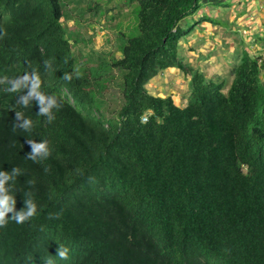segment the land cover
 I'll use <instances>...</instances> for the list:
<instances>
[{
	"label": "trees",
	"instance_id": "obj_1",
	"mask_svg": "<svg viewBox=\"0 0 264 264\" xmlns=\"http://www.w3.org/2000/svg\"><path fill=\"white\" fill-rule=\"evenodd\" d=\"M67 2L0 0V78L35 70L62 105L49 123L0 85V170L21 172L7 185L16 210L25 191L37 205L29 221L0 228V264H264V58L238 51L227 86L179 53L192 29L180 22L228 3L129 0L135 25L121 55L85 67L63 24ZM166 68L189 77L183 106L147 89ZM14 111L30 131L13 130ZM27 139H46L51 155L27 159Z\"/></svg>",
	"mask_w": 264,
	"mask_h": 264
},
{
	"label": "rangeland",
	"instance_id": "obj_2",
	"mask_svg": "<svg viewBox=\"0 0 264 264\" xmlns=\"http://www.w3.org/2000/svg\"><path fill=\"white\" fill-rule=\"evenodd\" d=\"M67 1L68 4L66 5L63 24L67 29V36L71 42V48L75 56L76 63L86 67V62L98 63L110 61L112 58L119 57L121 55L119 51L121 38L125 34H128L135 25L136 3L129 2V0ZM227 1L230 2V0ZM263 6L264 3H262V9ZM207 8L213 9V7ZM202 9L203 7H201L200 10L193 15L202 14ZM215 9L217 11H224L230 10L231 7L228 9L227 6H218V8L216 7ZM204 14L206 15L208 13L204 12ZM192 22L191 18H185L180 22V25L182 28L187 29L191 26ZM221 22L223 23V21ZM198 23L199 22H197L196 25ZM224 23L228 25L227 22ZM195 29H197V27H195ZM183 39H185L184 36L180 40ZM181 50L184 53L185 48H181L180 51ZM217 51L220 52L221 55L216 61H202L201 59V61L195 62L194 59L189 60L188 57H184L183 60L188 62L193 67H196L199 63L198 65L201 68L200 70L206 75V77H222L225 79L226 85L228 86L231 80L229 69L235 60L232 62L228 60L229 53L226 49H220ZM163 78L165 79H160V81L157 82L151 89L153 91L161 90V86L163 87V93H169L172 95L176 104H185L189 93L187 82L188 78H184L182 74L177 76V73L175 74V72L166 73L163 75ZM118 79L119 72L114 71V75L110 80L111 85L116 83ZM224 90H226V88ZM107 92L108 90L104 92L106 93L104 96L108 99V101H110V106L113 108L118 102V99L116 100V92ZM157 94L159 96L161 95V93Z\"/></svg>",
	"mask_w": 264,
	"mask_h": 264
},
{
	"label": "crops",
	"instance_id": "obj_3",
	"mask_svg": "<svg viewBox=\"0 0 264 264\" xmlns=\"http://www.w3.org/2000/svg\"><path fill=\"white\" fill-rule=\"evenodd\" d=\"M224 1L227 3L229 2L227 0ZM263 1L264 0H230L227 7L228 9L231 7V9L224 11H217L215 9L216 7L210 5H205V7L202 6V14L187 17L192 19L193 22L191 25L193 26L189 34L185 36V39L179 42V44L181 43L179 48H185L187 52L184 51L183 53V51L179 49L180 55L183 58L188 57L189 60L194 59L195 62L201 61V59L202 61H216L221 55L217 50L226 49L229 53L228 60L232 62L237 52L244 49L250 54L261 55L264 58ZM207 7H213V9H208ZM204 12L208 14L205 15ZM221 21H223V23ZM197 22L199 23L196 25ZM224 22H227L228 25ZM195 27H197V29H195ZM198 64L196 67L201 69ZM171 72L177 73V76L182 74L184 78L186 77L189 79L188 76H185L183 72L176 68H166L154 76L146 85L149 92L151 90L150 93L153 95L161 93L160 96L169 95L173 98L169 93H163V87L161 86L160 88L162 91H153L151 89L160 79H165L163 78L164 74Z\"/></svg>",
	"mask_w": 264,
	"mask_h": 264
},
{
	"label": "clouds",
	"instance_id": "obj_4",
	"mask_svg": "<svg viewBox=\"0 0 264 264\" xmlns=\"http://www.w3.org/2000/svg\"><path fill=\"white\" fill-rule=\"evenodd\" d=\"M3 30H0V36L5 35ZM45 69L51 68V63L48 60L44 62ZM72 78L71 74L64 73L62 79L70 81ZM7 84L8 87L5 89L8 92L21 93L17 96L16 102L19 105L27 107L29 103L36 102L38 106L37 114L40 116L47 117L49 123L52 122L54 116L52 115L53 109H59L62 105L58 102L57 98L53 95H48L40 91L41 80L39 74L32 70L31 72H25L13 79L8 77L0 78V85ZM14 124L13 130L19 128L25 132H28L32 128V121L26 118L21 112L14 111ZM26 143L30 146V152L26 154V158L33 162H40L41 160L47 159L51 153L48 147V141L41 139L39 142L36 140L27 139ZM45 171H48L45 169ZM21 172L19 168L13 167L11 172L0 170V228L6 227L9 219L17 224H23L29 221L37 214V205L32 198L30 191L24 192L23 208L16 210V200L13 195L10 194V190L7 187L10 181L16 179ZM89 181L93 178L89 177ZM29 188L34 187L33 181H28ZM9 214H11L9 218ZM60 212L49 213V219H58ZM56 256L60 259H68V249L64 246H58L56 248ZM46 264H53V261L47 260Z\"/></svg>",
	"mask_w": 264,
	"mask_h": 264
},
{
	"label": "built area",
	"instance_id": "obj_5",
	"mask_svg": "<svg viewBox=\"0 0 264 264\" xmlns=\"http://www.w3.org/2000/svg\"><path fill=\"white\" fill-rule=\"evenodd\" d=\"M146 118L145 117H142V120H145Z\"/></svg>",
	"mask_w": 264,
	"mask_h": 264
}]
</instances>
